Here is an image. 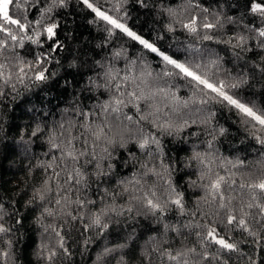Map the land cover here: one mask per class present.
Returning <instances> with one entry per match:
<instances>
[{"label":"snow or ice","instance_id":"1","mask_svg":"<svg viewBox=\"0 0 264 264\" xmlns=\"http://www.w3.org/2000/svg\"><path fill=\"white\" fill-rule=\"evenodd\" d=\"M79 2L94 14L90 23L102 21L109 38L119 32L138 43L146 53L159 57L163 69L154 72L144 58L145 54L128 58L124 50L114 51L112 57L105 61H96L99 70L94 69V75L88 77L86 87L81 89L82 92L94 93L93 102L85 105L82 101L78 102L79 98L73 97L71 106L62 110L61 119L49 129V152L45 155H51V159L38 165L45 170L46 177L42 185L34 189L26 203L41 204L42 211L38 219H43L44 216H63L70 217L73 221H83L85 215L73 214L72 206L84 209L95 203L81 196L90 187L89 177L101 181L110 176L115 168L112 162L116 159L114 150L117 147L127 149L129 143H134L138 149L146 151L153 164L150 167L147 162L140 163L139 170L130 178L117 181L122 191L113 192L111 196L115 199L116 196L127 194L129 206L117 210L115 205H109L99 212L91 213L90 223H85L84 229L96 227L102 232L106 231L109 223L104 218L109 213L122 216L125 211L132 213L135 210L137 216L151 215L159 219L170 205H174L181 215L186 214L184 194L173 184V166L165 163L161 141L156 132L173 135L179 134L190 124H196L198 120L201 124H208L211 117L202 115L204 106L214 102L236 110L249 135L261 146L257 158L250 161L221 158L213 150L211 140L208 141L205 151L194 150L188 158V166L195 162L199 183L197 180L190 183L201 188L204 195L200 197L192 215L199 213L205 219L210 214L214 217L211 223L195 225L201 229L196 233L201 250L198 251L193 246L173 252L170 248L163 247L167 241L150 236L145 241L142 254L147 264H153L152 253H158L160 264H164L165 259L169 264H210L213 259L219 262L220 253L239 252L240 249L231 237L220 235L216 221L229 231L233 228L239 229L247 237H251L252 243L264 252V106L245 102L235 94L234 90L247 84V79L233 78L230 73H222L218 57L208 58L205 62L207 53L204 49L186 50L188 57L183 60L161 50L154 42L128 26L126 9L123 16L119 15L128 0H115L112 9H105L100 0ZM136 3L144 9L155 8L169 17L171 22L166 25L169 32L175 31V25L179 24L189 34H195L204 41L222 43L233 50L239 49L240 52L253 51L249 46V42L253 41L255 48L264 52V0H245L243 4L237 0L231 7L244 9L238 16L223 11L224 5H220V10L209 13V9L203 7L198 0H184L177 7L153 4L151 0H136ZM28 5L38 10V18L29 19ZM67 6L68 0H0V34L3 37L0 38V100L8 94L5 91L7 88L15 92L16 85L24 84L26 80L45 83L50 75H55L49 74L45 67L46 63L51 62L49 54L40 52L34 59L26 60L15 49L17 46L23 48L25 41L43 47V37L53 42L50 52L62 48L63 45L57 39L60 25L56 15L59 9ZM196 9H199V14ZM113 10L116 15L111 14ZM227 25L242 27L243 31L226 32ZM217 33H222L227 38L224 39L223 36L216 35ZM234 55L237 59L242 58L239 52L234 51ZM122 56L124 65L118 67L114 61ZM75 66L74 62L70 65ZM252 66L264 74V56L259 63L253 61ZM177 79L185 81L192 89V95L188 99H181L173 90L174 81ZM68 83L65 81L66 85ZM146 124L156 132L145 131ZM224 131L221 128L220 134ZM42 132L43 129L38 124L32 136ZM152 145H155V153L159 156L158 166L154 162L156 154ZM129 156L135 159L134 153L130 152ZM89 168L92 169L91 172L88 171ZM221 169L226 174L222 175ZM150 176L155 177V180L150 182L147 179ZM108 195V190L105 189V196ZM201 204L207 206L209 211H203ZM9 215L4 204L0 202V264H15L11 252V234L18 230L16 225L22 221L17 219L15 224L5 227V216ZM185 227L191 228L192 225ZM49 230L54 233L55 247L49 248L48 244H42L41 250L47 251L45 259L52 264L54 258L60 254L57 249H62L65 255L68 250L65 248L64 236L56 226L48 224L44 232L48 233ZM164 230L181 234L178 228L168 224L164 225ZM213 245L218 247V253L214 257L208 252V248ZM125 246L121 244L117 247ZM116 250L105 247L97 255L98 264H105L104 258ZM118 264H126L123 256ZM249 264L257 262L249 257ZM261 264H264V259Z\"/></svg>","mask_w":264,"mask_h":264},{"label":"trees","instance_id":"2","mask_svg":"<svg viewBox=\"0 0 264 264\" xmlns=\"http://www.w3.org/2000/svg\"><path fill=\"white\" fill-rule=\"evenodd\" d=\"M151 2L177 7L184 0H151ZM198 2L208 8L209 13L220 10V5H224L222 10L229 15L238 16L244 11L242 8L231 7L237 0H198ZM114 3L115 0L109 2L100 0V4L105 9H112ZM239 3H245V0H239ZM125 9L128 13L126 19L128 26L170 55L183 60L188 57L186 50L199 48L207 53L205 62L208 58L218 57L222 73H230V77H240L248 81L247 84L234 90L235 94L245 102L264 106V74L252 66L253 61L260 62L264 52L255 48V42H249L253 51L240 52L239 49L233 50L222 43L201 40L197 35L189 34L179 24L175 25V31H167L166 25L171 22L170 18L159 13L155 8H141L136 0H128L119 15L123 16ZM195 11L199 14V9ZM27 14L29 19L38 18V10L33 9L31 5L27 6ZM111 14L117 13L113 10ZM93 18L94 14L79 0H68V6L59 9L56 15L60 25L57 29V39L63 45L62 48L50 52L53 42L43 37V47L25 41L23 48L17 46L15 49L26 60L34 59L40 52L49 54L51 62L46 63L45 67L48 68L49 74L55 73L54 76L50 75V79L45 83L26 80L24 84L16 85L15 92L7 88L5 91L8 94L0 100V202L10 213L9 216H5L7 221L5 227L15 224L17 219L22 221L16 225L18 230H14L11 234V252L15 264H49L45 259L47 251L41 250L42 244H48L49 248L55 247L54 233L51 230L48 233L44 232L48 224L55 225L61 232L64 236L65 248L68 250V254L65 255L62 249H57L60 254L54 258L52 264H98L97 255L105 247L117 249L104 258L105 264H118L121 256L124 257L126 264H147L142 252L145 241L150 236L167 241L163 247H168L173 252L193 246L200 251L196 233L201 229L196 228L195 225L211 223L214 217L210 214L205 219L199 213L192 215L204 192L190 183L192 180H197L199 183V180L195 162L189 167L188 158L194 150L205 151L210 140L213 142V150L217 156L233 160L236 158L254 160L261 147L249 135L235 109L212 102L204 106L202 115L211 117L206 125L198 120L196 124H190L179 134L173 135L156 132L147 124L144 126L145 131L156 132L161 141L164 161L173 166L172 181L178 191L184 194L186 214L181 215L174 205H170L159 219L151 215L137 216L135 210L132 213L125 211L122 216L109 213V216L104 218L109 223L106 231L102 232L96 227L84 229L83 225L90 223L89 217L93 212H99L109 205H115L117 210L121 207L126 209L129 206L127 194L116 196L115 199L111 196L113 192L122 191L117 181L125 177L130 178L139 170L140 163L147 162L150 167L152 166L153 161L147 156L146 151H141L134 143H129L127 149L117 147L114 150L113 155L116 159L112 162L115 168L110 176L104 177L101 181L89 177L90 187L87 192L81 193V196L95 203L84 209H79L76 205L72 206L73 214L85 215L83 221L79 219L73 221L70 217L63 216L56 218L44 216L43 219H38L42 211L41 204L36 202L28 205L26 202L46 177L45 170L38 165L42 161L51 159V155H45L49 152L48 131L61 119L62 110L71 106L73 97L79 98L78 102L82 101L85 105L92 104L94 93L82 92L81 89L86 87L88 77L94 75V69L99 70L95 62L110 59L114 51L124 50L128 58L145 54L144 58L154 72L163 69L159 57L146 53L138 43L119 32L109 38L104 31L105 24L102 21L90 23ZM225 31H243V28L227 25ZM216 35L227 38L222 33ZM0 38H3L2 34ZM234 51L239 52L242 58L237 59ZM73 62L76 66L70 67ZM114 62L118 67H123L124 57ZM65 81L69 83L66 85ZM173 90L181 99H188L192 95V89L180 79L174 81ZM212 113L215 115H211ZM38 124L43 132L32 136ZM221 128L225 130L223 134H220ZM151 147L156 154L155 145ZM130 152L135 154V159L129 156ZM154 162L159 165L158 154ZM88 171L91 172L92 169L89 168ZM220 171L222 175L226 174L223 169ZM147 179L151 182L155 177L150 176ZM105 189L108 190V196H105ZM200 206L203 211H209L207 206L203 204ZM216 223L219 225L217 231L220 235L231 237L238 244L240 251L222 252L219 262L213 259L210 264H224L225 261L227 264H249V257L255 259L257 264H261L264 252L252 243L251 237H247L239 229L233 228L229 231L219 221ZM165 224L178 228L181 234L170 230L165 232ZM189 224L192 225L191 228L185 227ZM121 244L126 246L118 248L117 246ZM208 252L214 257L218 253V247L210 246ZM151 259L153 264H160L161 258L158 253H152ZM164 264L169 262L165 259Z\"/></svg>","mask_w":264,"mask_h":264}]
</instances>
